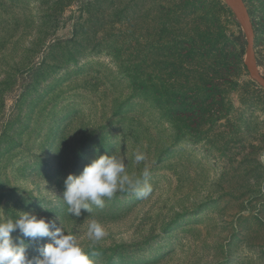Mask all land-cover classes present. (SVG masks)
<instances>
[{
  "label": "rangeland",
  "instance_id": "rangeland-1",
  "mask_svg": "<svg viewBox=\"0 0 264 264\" xmlns=\"http://www.w3.org/2000/svg\"><path fill=\"white\" fill-rule=\"evenodd\" d=\"M242 2L264 77V0ZM236 23L225 0H0V218L54 219L92 264H264V91L214 78ZM101 154L151 192L73 217L64 179Z\"/></svg>",
  "mask_w": 264,
  "mask_h": 264
},
{
  "label": "clouds",
  "instance_id": "clouds-1",
  "mask_svg": "<svg viewBox=\"0 0 264 264\" xmlns=\"http://www.w3.org/2000/svg\"><path fill=\"white\" fill-rule=\"evenodd\" d=\"M134 159L139 164L145 160V155L137 152ZM143 176H149L147 168ZM63 183L62 198L73 217H79L82 209L89 212L92 205L103 208L104 198L113 197L117 191L136 189L140 197H147L151 192L146 180L144 186L138 188L140 181L126 172L124 159L114 154L97 156L79 174H68ZM13 232L19 233L15 239ZM87 235L92 243L101 240L105 236L103 225L92 220ZM38 238H49V242L38 249V256L29 258L25 239ZM0 264H92V261L72 233L57 226L54 219L32 211L0 218Z\"/></svg>",
  "mask_w": 264,
  "mask_h": 264
},
{
  "label": "trees",
  "instance_id": "trees-1",
  "mask_svg": "<svg viewBox=\"0 0 264 264\" xmlns=\"http://www.w3.org/2000/svg\"><path fill=\"white\" fill-rule=\"evenodd\" d=\"M236 24L239 27V31L237 35L229 36L227 39V49H225L224 51L223 50L219 51L223 55V61L220 63V65L218 63V66H219L218 68H220L219 73L215 75L214 78L217 80V78L220 79L221 77L225 76V79H222L223 83H229L228 78L232 77V74L238 69V67L246 70L244 67V63H243L244 55L246 51V45H247L246 38H245V34L243 33L239 23L237 22ZM253 29H254L255 39H256V30L254 26H253ZM255 61H256V66L259 67L261 63L256 58V56H255ZM217 89H218V85L216 84L213 91Z\"/></svg>",
  "mask_w": 264,
  "mask_h": 264
},
{
  "label": "water",
  "instance_id": "water-1",
  "mask_svg": "<svg viewBox=\"0 0 264 264\" xmlns=\"http://www.w3.org/2000/svg\"><path fill=\"white\" fill-rule=\"evenodd\" d=\"M225 2L234 13L237 22L239 23L243 33L245 34L247 45L243 60L244 67L250 79L264 91V77L257 71L254 49L255 34L248 12L246 11L242 0H238L241 13L236 10L234 4L232 3V0H225Z\"/></svg>",
  "mask_w": 264,
  "mask_h": 264
},
{
  "label": "bare ground",
  "instance_id": "bare-ground-1",
  "mask_svg": "<svg viewBox=\"0 0 264 264\" xmlns=\"http://www.w3.org/2000/svg\"><path fill=\"white\" fill-rule=\"evenodd\" d=\"M234 7L236 8V10L241 13L240 7H239V2L238 0H232Z\"/></svg>",
  "mask_w": 264,
  "mask_h": 264
}]
</instances>
